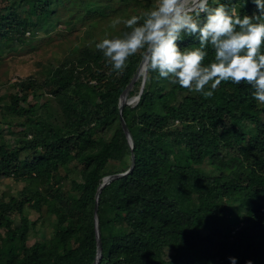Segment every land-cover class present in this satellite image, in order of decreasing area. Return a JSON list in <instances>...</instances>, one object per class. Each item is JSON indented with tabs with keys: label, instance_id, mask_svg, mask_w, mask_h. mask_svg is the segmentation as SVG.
Returning a JSON list of instances; mask_svg holds the SVG:
<instances>
[{
	"label": "trees",
	"instance_id": "obj_1",
	"mask_svg": "<svg viewBox=\"0 0 264 264\" xmlns=\"http://www.w3.org/2000/svg\"><path fill=\"white\" fill-rule=\"evenodd\" d=\"M122 1L146 7L142 0ZM100 2L78 0L87 14L107 16ZM221 2L236 6L241 15L255 10L250 0ZM66 3L72 0L6 1L0 43L24 40L25 31L47 30ZM125 31L122 23L117 36ZM212 56L209 50L205 63ZM64 59L42 79L54 101L44 100L43 118L34 115L22 130L32 137L10 144L0 126V177L24 183L0 200L5 230L0 264L93 263L95 193L106 172L113 171L110 157L127 147L120 118L134 144L121 172L129 168L131 154L134 167L99 193L97 264H229L230 256L237 264H264V104L253 100L250 86L222 81L206 97L166 79H151L139 93L140 73L127 97L139 94L138 99L120 109V95L141 61L139 51L119 73L94 44L75 45ZM29 93L36 95L20 86L0 110L36 114ZM223 123L230 125L231 146L220 142ZM26 205L55 218L51 235L35 240L31 252L27 240L35 223ZM13 214L21 226L13 224Z\"/></svg>",
	"mask_w": 264,
	"mask_h": 264
},
{
	"label": "clouds",
	"instance_id": "obj_2",
	"mask_svg": "<svg viewBox=\"0 0 264 264\" xmlns=\"http://www.w3.org/2000/svg\"><path fill=\"white\" fill-rule=\"evenodd\" d=\"M250 3L255 10L241 15L236 6L229 8L221 0H156L141 15L114 21L127 31L103 38L94 47L117 73L139 51L145 83L166 79L211 97L222 81H243L253 100L264 104V0ZM209 50L213 56L205 63ZM228 261L237 264L236 257Z\"/></svg>",
	"mask_w": 264,
	"mask_h": 264
},
{
	"label": "rangeland",
	"instance_id": "obj_3",
	"mask_svg": "<svg viewBox=\"0 0 264 264\" xmlns=\"http://www.w3.org/2000/svg\"><path fill=\"white\" fill-rule=\"evenodd\" d=\"M6 1L11 0H0V15L7 13L8 5L3 6ZM155 2L156 0H142L141 3L146 7L135 9L136 5L125 4L122 0H101L100 3L107 8L108 14L104 17H95L87 14L84 7L79 5L78 0H72L71 5L66 3L65 6L57 8V13L47 24V30L25 31L23 35H20L24 40L17 39L16 41H6L8 43H0V105L7 106L11 102V96L17 92L20 86L22 89L29 86L35 90L36 95L33 96L29 93L28 101L38 107L36 114L26 116H17L7 110H0V126L4 140L13 144L17 137L26 136L27 139L32 137L30 131L24 133L22 130L32 123L34 115L43 118L44 108L40 105L47 98H52L46 91L48 88L45 89L41 86L42 79L65 60L64 58L71 48L75 45L93 46L103 38L117 36L122 22L114 25V21H122L127 15L134 13H144L154 7ZM21 94L22 91L19 95ZM134 96L129 97L130 102L134 100ZM51 100L53 104L54 100ZM229 129L230 125L227 123H223L219 128L220 142L227 146H231L232 143L231 135L227 133ZM130 149L127 141V147L119 148L110 157L108 169L113 171L106 173H115L119 170L121 172L128 162ZM226 150L227 148L223 149L227 153ZM203 167L209 169L207 164H203ZM23 185L22 181L15 180L12 176L0 177V200L16 194ZM25 213L29 221L35 223L29 230L30 234L27 240L28 251L31 252L35 240L45 239L51 235L55 218L45 210L39 212L30 208L29 205H26ZM12 218L14 225L21 226L18 215L13 214ZM4 233L5 230L0 228V242Z\"/></svg>",
	"mask_w": 264,
	"mask_h": 264
},
{
	"label": "water",
	"instance_id": "obj_4",
	"mask_svg": "<svg viewBox=\"0 0 264 264\" xmlns=\"http://www.w3.org/2000/svg\"><path fill=\"white\" fill-rule=\"evenodd\" d=\"M140 64H141V61H140ZM140 64H139L138 68L136 69V72L132 76V79H131L130 83L126 86V88L124 89V91L120 95V99H119V108L120 109H121V107L124 104H129L132 101L137 100L138 97H139V94H138L137 96L134 97V100H132L130 102L128 100V98H127V95H128V91L131 88L132 84L134 83V81L136 80L138 75L141 73ZM143 82H144V78L142 79L141 88H140L139 93L142 90ZM120 122H121L122 129H123V131L125 133V136L127 138L128 144H129V146H130V148L132 150V148L134 146L132 136H131L129 130L127 129L126 124H125V122H124V120L122 118H120ZM133 167H134V157H133V154H131V163H130L129 168L126 169L123 172L108 174V175L102 177V181H101V183L99 184V186H98V188L96 190V193H95V206H94V228H95V235H96V253H95L94 260H93L92 264H97L99 259H100V257H101V240H100V231H99V223H98V215H97V201H98L99 193H100L101 189L105 185L109 184L111 181H113V180H115L117 178L125 176L126 174H128L132 170Z\"/></svg>",
	"mask_w": 264,
	"mask_h": 264
}]
</instances>
